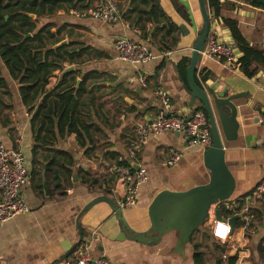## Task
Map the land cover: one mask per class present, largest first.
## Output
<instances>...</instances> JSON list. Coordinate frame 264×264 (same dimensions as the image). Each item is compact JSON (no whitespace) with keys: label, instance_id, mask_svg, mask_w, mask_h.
I'll return each mask as SVG.
<instances>
[{"label":"crops","instance_id":"1","mask_svg":"<svg viewBox=\"0 0 264 264\" xmlns=\"http://www.w3.org/2000/svg\"><path fill=\"white\" fill-rule=\"evenodd\" d=\"M81 1L87 8L58 11L56 21L67 25L62 32V37L68 41L65 45L69 50L75 49L76 54L71 62L63 63V70H55L47 90L64 93L81 87V94L73 93L78 100L80 124L84 126L81 139L87 140L85 146L79 145L76 132L61 137L57 130L54 145L40 144L36 140L39 129L33 122L34 112L23 104L19 83L0 57V80L6 81V85L0 82V140L8 147L24 151L31 181L22 188L30 211L0 227V264H73L75 251L67 257L75 244L85 241H92L95 258L104 256L112 264H196L195 244L205 253L204 264H213V257L217 264L218 252L221 258L238 254L237 264H264V201L256 207L254 232L236 221L228 243H219L214 238L218 249L222 244L225 246L224 252L190 241L184 253H177L179 234L175 231L164 235L154 245L131 239L121 232L120 223L107 202L98 203L79 219L85 205L100 195L119 204L122 201L125 187L111 173V168L119 158L129 161L128 142L135 126L155 117L160 107L157 95L160 84L172 96L177 113L189 117L203 106L198 99L190 105L186 77L178 66L185 57L191 58L203 21L198 0H178L191 23L183 19L173 0H160L171 21L179 27L186 24L190 31L187 34L181 30L176 46L171 45V38L164 37V23H148L146 28L132 24L136 12L126 16L132 0H117L123 19L111 24L76 15V10L96 8L99 0ZM223 16L238 20L245 38L264 49V7L240 0L232 8H225ZM219 19L220 38L234 41L223 18ZM119 38L143 43L159 57L137 65L124 62L118 58L115 47ZM241 55L240 52L239 57ZM71 67L74 69L65 72ZM196 81L209 94L217 93L220 97L248 93L234 100L241 123L238 138L224 141L226 161L236 179V189L230 200L211 207L202 225L212 235L214 221L218 219L216 210L221 209L222 218L231 217L234 214L231 204L264 181V68L256 77L248 78L239 67L202 58L197 66ZM171 149L183 154L173 165L168 164ZM206 149L189 145L185 135L173 132L149 139L134 160L146 170L148 180L139 189L136 205L124 208L133 229L144 232L150 228L149 207L160 191H185L210 181L211 172L203 161Z\"/></svg>","mask_w":264,"mask_h":264},{"label":"trees","instance_id":"2","mask_svg":"<svg viewBox=\"0 0 264 264\" xmlns=\"http://www.w3.org/2000/svg\"><path fill=\"white\" fill-rule=\"evenodd\" d=\"M244 1L264 7V3L261 2ZM173 3L183 15L188 16L191 22L185 7L178 0H173ZM206 3L212 19L222 17L225 27L230 30L242 54L239 59L241 71L248 78L256 77L264 68V49L252 45L245 38L238 20L223 16L224 9L232 8L234 3L231 1L220 3L218 0H206ZM83 8H87V5L81 0H0V57L12 77L19 83V94L23 104L34 112L33 122L39 129L36 140L40 144L54 145L57 130L61 137H64L65 133L76 132L78 143L82 147L87 142L81 139L84 126L80 124L78 100L73 93L76 91L81 94V87L64 93L56 89L47 90L55 70H63V63L71 62L76 54L75 49H67L68 45L54 48L64 40L62 32L67 28L65 23L59 25L56 21L58 11ZM130 12H136L132 21L136 26L146 28L148 23L153 25L164 23L163 29H166L164 37L172 39V46L178 44L181 28L171 21L160 0H132L126 16ZM189 63L190 57H185L178 64L184 77ZM0 82L6 85L4 79ZM198 110H203L207 114L204 106H200ZM55 151L63 150L55 149ZM70 164L73 165L74 162ZM78 246L79 244L67 258ZM199 248L200 245L195 244L194 260L196 264H204L205 253ZM222 249L225 251L224 245ZM238 258L239 255L234 254L220 259L225 264H237Z\"/></svg>","mask_w":264,"mask_h":264},{"label":"built area","instance_id":"3","mask_svg":"<svg viewBox=\"0 0 264 264\" xmlns=\"http://www.w3.org/2000/svg\"><path fill=\"white\" fill-rule=\"evenodd\" d=\"M220 3L227 1L240 2V0H218ZM74 13L81 17L91 16L93 19L104 23H117L122 21V12L117 0H99L96 8L89 10H76ZM202 52V58L210 61L224 62L234 67H239L240 50L235 41H223L220 38L218 21L213 19ZM118 58L132 65L147 63L156 60L159 55L153 53L143 43L119 38L115 42ZM144 82L145 78H141ZM159 110L155 117L146 123H139L134 128V135L128 142L129 161L119 158L118 163L111 168V173L123 182L125 195L120 202L122 207L136 205L139 189L148 180L147 172L141 167L135 169L138 152L154 135L164 132L183 134L188 138V144L208 148L212 145L208 115L203 110L194 111L189 117L179 114L174 110L172 96L162 85L158 87ZM171 158L168 162L173 165L178 162L182 151L171 149ZM29 162L22 149L8 147L0 140V227L18 215L28 213L30 208L23 194L22 188L30 183ZM264 201V181L244 198L231 204L234 214L229 218L216 219L212 228V236L225 244L232 236L230 219L240 216L237 221L242 222L244 229L254 232L256 220V207ZM73 264H112L106 257L95 258L92 254V241L82 242L75 251Z\"/></svg>","mask_w":264,"mask_h":264},{"label":"water","instance_id":"4","mask_svg":"<svg viewBox=\"0 0 264 264\" xmlns=\"http://www.w3.org/2000/svg\"><path fill=\"white\" fill-rule=\"evenodd\" d=\"M264 3V0H251ZM200 11L203 17V26L198 31L190 63L186 70L185 89L191 96L190 105L200 100L207 111L211 134L212 145L203 152L205 167L211 172L210 181L197 185L185 191H171L168 189L160 191L153 199L149 207L151 226L147 231L137 232L128 223L124 215V207L105 195H100L89 201L83 208L81 216L100 202H107L120 223L121 232L128 234V237L148 245L158 244L162 237L173 231L179 234L175 251L184 253L185 246L191 241L195 231L204 223L213 205L222 204L230 200L236 189V179L227 164L224 141L232 142L237 140L240 129L238 119V107L234 100L247 96V92L233 94L229 97H220L217 93L209 94L196 81L197 66L202 60V52L206 48L207 38L211 28V14L208 10L206 0H198ZM188 20V16L182 15ZM191 23V22H190ZM182 33L190 32L186 24H181ZM67 39L56 44L58 48L67 44ZM74 68H68L65 72ZM212 97V101L210 100ZM179 134V133H177ZM135 169L140 167L132 163ZM218 219H222L221 209L216 210ZM240 216L230 219L232 229L236 228V221ZM78 219V229L81 233V226ZM130 233V234H129ZM77 246L73 247V249ZM217 264H223L219 259Z\"/></svg>","mask_w":264,"mask_h":264},{"label":"rangeland","instance_id":"5","mask_svg":"<svg viewBox=\"0 0 264 264\" xmlns=\"http://www.w3.org/2000/svg\"><path fill=\"white\" fill-rule=\"evenodd\" d=\"M202 15V14H201ZM213 20V19H212ZM211 20V21H212ZM46 21V20H45ZM44 22V20L42 21V23ZM187 22H189V21H187ZM41 23V24H42ZM40 24V25H41ZM202 26H203V21H202V23H201V26H200V28L199 29H201L202 28ZM193 242L194 243H199V242H201L202 243V245H204V247H212V248H214L215 247V249L218 251V250H220L221 252H224L223 251V249L222 248H220V249H218V247H217V243H218V241H216L214 238H213V236L212 235H210L208 232H207V229L205 228V227H201L200 229H199V231L196 233V235L193 237ZM219 243H221V242H219ZM223 245V244H222ZM221 253L220 252H218V256H219V259L221 258ZM216 258V257H215ZM212 259V263L213 264H215V262H214V257L213 258H211ZM218 259V260H219ZM257 264V263H256Z\"/></svg>","mask_w":264,"mask_h":264}]
</instances>
